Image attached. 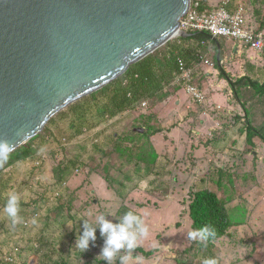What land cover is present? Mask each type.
<instances>
[{
    "label": "rangeland",
    "instance_id": "1",
    "mask_svg": "<svg viewBox=\"0 0 264 264\" xmlns=\"http://www.w3.org/2000/svg\"><path fill=\"white\" fill-rule=\"evenodd\" d=\"M231 1L244 8L245 23L251 29L264 22V0ZM212 54L206 56L209 68L199 66L192 81L208 104L193 100L181 84L169 85L163 90L165 97L149 99L147 107L117 115L92 131L84 128L79 135L71 128L70 118L55 115L39 134L42 137L31 143L34 157L19 168V176L31 179L19 200H30L29 212L46 189L56 186V167L81 155L79 165L33 220H23L17 212L13 223L0 211V246L4 247L0 259L22 253L24 246H36L34 236L42 231L47 242L40 259L30 255L26 264L39 260L43 264H203L209 258L217 264H264V138L260 136H264V96L258 99L255 90L241 88L237 97L227 81L210 79L206 73L214 67ZM256 63L250 75L262 84L264 57ZM241 71L239 66L228 72L238 79L234 77ZM244 107L250 125L259 131L250 141ZM107 126L99 139L93 138ZM140 157L153 164L150 173ZM204 187L224 199L230 227L210 248L196 252L200 258L194 259L198 246L188 236L194 229L190 203ZM128 212L141 217L149 237L134 249L118 250L109 261L103 256L107 234L100 231L97 217L120 224ZM79 217L83 221L75 228ZM86 226L94 229L95 239L90 238L81 250L77 245ZM30 237L34 240L27 243ZM129 254L130 259L122 261Z\"/></svg>",
    "mask_w": 264,
    "mask_h": 264
},
{
    "label": "water",
    "instance_id": "2",
    "mask_svg": "<svg viewBox=\"0 0 264 264\" xmlns=\"http://www.w3.org/2000/svg\"><path fill=\"white\" fill-rule=\"evenodd\" d=\"M191 0H0V160L173 38ZM138 131L143 132L140 128Z\"/></svg>",
    "mask_w": 264,
    "mask_h": 264
},
{
    "label": "trees",
    "instance_id": "3",
    "mask_svg": "<svg viewBox=\"0 0 264 264\" xmlns=\"http://www.w3.org/2000/svg\"><path fill=\"white\" fill-rule=\"evenodd\" d=\"M200 2L201 9L212 8L206 6L203 3L204 0H200ZM221 3L222 1H220L217 6ZM230 4V7L227 6L229 10L233 8L232 1H230ZM262 29H264V22L254 30L258 33L261 32ZM206 42H211L213 45L216 44V46L219 45V47H222L220 39L211 38L207 32H194L190 37L170 40L143 59L132 64L124 74L117 79L76 101L58 114L62 117L70 118L71 128L75 129L77 135H79L83 133L84 128L92 131L108 119L128 111H134L143 101H147V104H149V99H162L167 94L164 93L163 90L169 85H177V87L181 85L174 82L175 76L179 73V60L183 61L186 67L193 68L197 64V57L203 52V45ZM221 60L222 55H216L214 65L219 71V77L227 81L230 89L235 93V96L238 97L241 88L255 90L258 99L264 96V82L260 84L259 81L250 76H243L233 80L222 67L220 63ZM194 79L195 75L193 74V80ZM207 102L208 100L205 99L202 104H208ZM244 118L249 125L247 137L250 141L255 133H259V131L250 125L249 111L245 107ZM238 120H241V117L238 116ZM108 128L109 126L98 131L93 138L99 139L100 134ZM39 134L0 160L1 165L6 161L5 159L8 158L3 168H0V211L4 209L11 195L19 197L29 190L28 188L31 182L30 176L26 174L19 176V168L27 162L26 159L34 157L35 150L32 149L31 143L42 137ZM260 136L264 138L263 135ZM230 137L231 136H228V139H225V141L229 140ZM223 148L224 146L220 147L218 149L219 152L222 151ZM80 157L81 155H78L67 165L56 167L53 170L56 180L54 185L56 186L53 189H46L41 197V202H37L29 212L28 210L30 206H32L30 200H19L18 198V213H22L21 218L23 220L31 218L33 220V215L35 213L39 214L43 210V207L49 204L51 197H53L57 191H60L61 187L63 188V182L71 178L74 169L79 165ZM10 158H13V160H10ZM139 161L149 168L147 174L152 171L153 164L150 165V160L146 157H140ZM10 165H12V168L9 171H4V169ZM136 187L137 185L135 184L133 188ZM190 217L193 221L194 228L191 231H198L207 227L209 230L215 232V236H209L206 240L194 239L195 241L193 244L198 246V249L194 252V259H198L200 256L198 257L196 252L210 248L213 245V240L224 235L230 227V222L225 212V201L210 187L199 189L190 203ZM82 221L80 217L77 218L73 224L74 227H79ZM61 225L65 226L66 223L62 222ZM34 237H36L35 240L37 241L36 246L31 244L24 246L22 253L14 256L10 255L7 259H0V264H26L27 258L30 255H36L40 259L43 247L47 242L45 239L47 235L40 231ZM33 240L34 238L32 237L27 238V243H32ZM3 248V245H1L0 254L3 252ZM191 248L193 249V247ZM80 255L82 256V254ZM38 264H43V262L39 260Z\"/></svg>",
    "mask_w": 264,
    "mask_h": 264
},
{
    "label": "built area",
    "instance_id": "4",
    "mask_svg": "<svg viewBox=\"0 0 264 264\" xmlns=\"http://www.w3.org/2000/svg\"><path fill=\"white\" fill-rule=\"evenodd\" d=\"M228 2L229 0H223L214 8L201 9L200 0H191L188 10L179 21L180 29L186 33L207 32L211 38L230 39L240 46L262 51L264 34L257 33L246 25L244 8L241 5L231 11L227 8ZM198 57L209 64V60L200 55ZM192 81L193 69L186 67L184 62L179 60V73L175 76L174 82L183 84L185 91L193 100L202 102L204 95ZM147 105V101H143L139 107H147Z\"/></svg>",
    "mask_w": 264,
    "mask_h": 264
},
{
    "label": "clouds",
    "instance_id": "5",
    "mask_svg": "<svg viewBox=\"0 0 264 264\" xmlns=\"http://www.w3.org/2000/svg\"><path fill=\"white\" fill-rule=\"evenodd\" d=\"M9 147L0 142V153L7 151ZM146 187V185H144ZM18 207V197L11 195L7 201L3 211L13 218V223L16 222ZM97 220L100 224V231L107 234L105 247L103 249V256L109 261L113 258L114 254L122 249H134L140 246L143 239L149 237V227L144 223L140 216L134 215L132 212H128L123 217V222L120 224H113L106 221L103 216H98ZM188 236L190 239H197L198 237L202 240H206L209 236H215V232L209 230L207 227L198 231H189ZM95 239L94 229L87 228L79 240L78 248L81 250L86 249L88 246L89 239ZM128 256L122 257V261H128ZM142 260V258H138ZM203 264H217L216 259L209 258L205 259Z\"/></svg>",
    "mask_w": 264,
    "mask_h": 264
},
{
    "label": "crops",
    "instance_id": "6",
    "mask_svg": "<svg viewBox=\"0 0 264 264\" xmlns=\"http://www.w3.org/2000/svg\"><path fill=\"white\" fill-rule=\"evenodd\" d=\"M220 1L221 0H204L203 3L206 6H208V7L214 8V7L217 6V4ZM230 1L231 0H229L227 6L231 5ZM238 6L239 5H236V6L233 5L232 6L233 8L232 9L230 8V10L234 11L235 9L238 8ZM262 30H264V29H262ZM262 30H261V32H262ZM262 33L264 34V32H262ZM220 44H221L222 47H219V45L216 46V44L213 45L211 42H208V43L206 42L203 45V52L200 53L199 55L204 57L205 59H207L206 58L207 54L209 52H212L213 53L212 54L213 65H214V59H215L216 55H218V54L222 55V60H221L220 63L222 65V67L224 68V70L228 74H229L228 71L238 70V67L240 66V68H242V71H241L240 74L236 75V77H234V78H241L243 76H250L251 78H253L252 75H250V73L254 72V69L257 68V67H255V65L258 66V63H256L257 62V58L264 57V49L262 51H254L252 49H249L248 47H244V46L238 45L233 40L223 39V38L220 39ZM197 58H198V62L192 68L193 69V74H195V70H197V69L199 70L200 67H202V69H204V68H209V66H210V64L206 63L204 61V59L200 60L199 57H197ZM243 66L245 68H243ZM208 72L209 73H206V74H208L210 76V79L215 78V81H217V82H219V81H223V82L225 81L226 82V80L221 79L219 77V71H218V69L216 68L215 65H214V67L212 69H210V71L208 70ZM197 74H198V72L196 71V75ZM230 76L233 79V76H235V75L232 73V75H230ZM233 80H236V79H233ZM259 105H260V102H259ZM204 113H207V112H204Z\"/></svg>",
    "mask_w": 264,
    "mask_h": 264
}]
</instances>
